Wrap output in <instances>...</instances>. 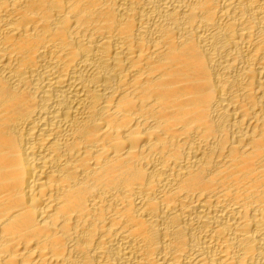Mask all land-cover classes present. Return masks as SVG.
Listing matches in <instances>:
<instances>
[{"label":"bare ground","instance_id":"1","mask_svg":"<svg viewBox=\"0 0 264 264\" xmlns=\"http://www.w3.org/2000/svg\"><path fill=\"white\" fill-rule=\"evenodd\" d=\"M0 264H264V0H0Z\"/></svg>","mask_w":264,"mask_h":264}]
</instances>
